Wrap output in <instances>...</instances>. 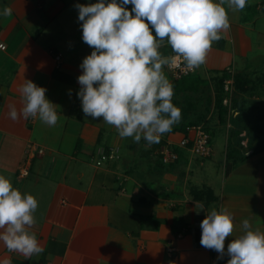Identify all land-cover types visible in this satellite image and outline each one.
Returning <instances> with one entry per match:
<instances>
[{
    "label": "crops",
    "instance_id": "1",
    "mask_svg": "<svg viewBox=\"0 0 264 264\" xmlns=\"http://www.w3.org/2000/svg\"><path fill=\"white\" fill-rule=\"evenodd\" d=\"M96 2L0 0V13L5 6L13 10L0 15L5 45L0 48V175L38 201L36 224L29 231L44 249L25 259L0 243V259L8 257L11 264H227L226 254L218 259L215 250L201 246L200 222L212 209H227L234 231L225 239V253L228 243L243 234L244 219L251 230L264 233V150L248 149L245 130L252 124V105L264 106V0H247L242 11L224 5L230 29L213 42L194 81L180 83L164 67L181 121L202 118L212 148L205 159L177 148L178 160L168 165L159 161L157 150L175 144L184 131L165 133L163 144L148 147L143 138L139 143L121 138L103 119L82 112L77 77L92 49L81 39L75 5ZM125 7L131 11V5ZM159 51L173 53L167 44ZM229 71L236 110L220 122L215 87ZM24 79L47 89L46 98L56 105L55 126L39 118L8 117L9 104L22 107L17 89ZM235 133L239 147L231 136ZM228 141L237 148L231 156ZM37 148L44 153L38 155ZM108 148H116L118 157L96 167L91 157ZM26 160L29 173L18 177ZM196 204L203 209L197 212Z\"/></svg>",
    "mask_w": 264,
    "mask_h": 264
},
{
    "label": "clouds",
    "instance_id": "2",
    "mask_svg": "<svg viewBox=\"0 0 264 264\" xmlns=\"http://www.w3.org/2000/svg\"><path fill=\"white\" fill-rule=\"evenodd\" d=\"M247 0H97L92 4H76L81 39L91 49L79 67L80 85L76 93L82 112L92 119H103L113 126L121 138H132L147 146L159 143L161 136L181 120V109L172 103L173 84L166 77L165 66L188 70L202 66L213 42L230 29L228 12L242 11ZM131 5V11L125 6ZM5 6L0 15H12ZM170 46L174 56L159 49ZM22 107L8 105L12 121L39 118L49 127L55 126L56 105L50 102L46 88L31 80L17 89ZM196 204V211L203 209ZM38 201L22 194L4 175H0V243L9 253L25 259L43 252L35 233L34 213ZM243 234L232 239L225 253V239L234 231L233 217L227 209H212L200 222V244L215 250L227 264H264V233L251 230L250 222H242ZM0 264H11L8 257Z\"/></svg>",
    "mask_w": 264,
    "mask_h": 264
},
{
    "label": "built area",
    "instance_id": "3",
    "mask_svg": "<svg viewBox=\"0 0 264 264\" xmlns=\"http://www.w3.org/2000/svg\"><path fill=\"white\" fill-rule=\"evenodd\" d=\"M0 48L4 49V43L0 42ZM169 56H174V53L170 54ZM56 63L59 64L60 56L55 55ZM179 66H166V69L169 71L171 77L175 80H179L185 76L195 73L196 70H188L184 67L182 61H177ZM230 72V71H229ZM230 76L224 79L223 82V91L225 93L222 99V105L227 108L228 116L235 113L233 109V83L234 77L233 73L230 72ZM32 145H28L27 150L31 149ZM177 148H186L188 149L193 155L199 157L200 159H205L211 155L212 148L210 144V134L205 128L203 123H196V124H188L185 126V132L183 136L174 144L171 142L164 143L161 145L157 152H158V159L163 165H168L171 163H175L178 158L179 154L177 152ZM36 153L41 155L44 153V149L37 148ZM117 149L116 148H108L103 149L97 152V155L91 157L92 163L96 167H101L105 163H107L110 159H116ZM29 173V164L26 161L22 163L18 168V177H25ZM171 248H168V251H171ZM207 264H212L210 261Z\"/></svg>",
    "mask_w": 264,
    "mask_h": 264
},
{
    "label": "trees",
    "instance_id": "4",
    "mask_svg": "<svg viewBox=\"0 0 264 264\" xmlns=\"http://www.w3.org/2000/svg\"><path fill=\"white\" fill-rule=\"evenodd\" d=\"M224 79L225 78L222 77L217 80L216 87H215V96H214V109L217 111L218 120L220 122H224L226 120V115H227V108L222 105V99L225 95L223 91ZM182 82L183 81H181L180 83ZM234 83H235V79H234ZM233 109L236 110L234 106H233ZM251 109L253 113L252 114V118H253L252 124L250 126L245 127L246 135H247V143H248L247 147L252 152H259L261 150H264V106L254 103ZM201 120L202 118H197L196 120H191L188 123L182 122L180 124H176L172 127L171 131L179 130V131L185 132L186 125L196 124V123H199ZM207 131L210 133L209 129H207ZM231 136L233 139L236 137L235 144L238 147L241 146V138L238 137L239 133H235ZM164 142L165 140L161 138L159 143H157V148ZM236 150L237 148L233 147L231 141H228V146H227L228 155L231 156V154H234Z\"/></svg>",
    "mask_w": 264,
    "mask_h": 264
},
{
    "label": "rangeland",
    "instance_id": "5",
    "mask_svg": "<svg viewBox=\"0 0 264 264\" xmlns=\"http://www.w3.org/2000/svg\"><path fill=\"white\" fill-rule=\"evenodd\" d=\"M195 73H193V74H190V75H188V76H185V77H183V78H181V79H179V82H181V81H194L193 79H195ZM197 118H194V117H192L191 116V118H187V120L189 121H191V120H196ZM182 121L180 120V122L178 123V124H180ZM216 145H215V147L217 146L218 147V145H217V143H215Z\"/></svg>",
    "mask_w": 264,
    "mask_h": 264
}]
</instances>
